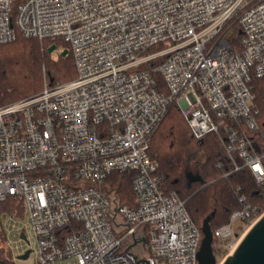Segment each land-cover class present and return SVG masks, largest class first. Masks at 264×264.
<instances>
[{"label": "built area", "instance_id": "1", "mask_svg": "<svg viewBox=\"0 0 264 264\" xmlns=\"http://www.w3.org/2000/svg\"><path fill=\"white\" fill-rule=\"evenodd\" d=\"M233 23L239 52L229 42ZM17 31L67 43L52 53L70 50L77 77L0 107V203L23 201V214L3 215L4 259L199 264L202 233L185 202L164 191L151 139L174 102L195 139L224 132L235 169L247 167L264 193V153L228 123L257 128L250 81L264 78V0H0V44ZM113 172L136 173V208L109 190ZM263 214L245 203L213 231V247L231 255ZM72 221L82 227L61 246L57 231Z\"/></svg>", "mask_w": 264, "mask_h": 264}, {"label": "trees", "instance_id": "2", "mask_svg": "<svg viewBox=\"0 0 264 264\" xmlns=\"http://www.w3.org/2000/svg\"><path fill=\"white\" fill-rule=\"evenodd\" d=\"M231 28L229 42L239 52V25L233 23ZM53 46L69 49V45L60 39L26 38L19 31L15 41L0 44V107L38 95L46 85L54 87L76 79L77 68L72 52L69 50L67 54L59 53L54 56L49 51ZM161 47L162 45L152 47L149 52ZM161 61L162 59H157L146 67L152 68ZM153 76L159 91L167 94L168 88L163 76L157 72H153ZM250 86L255 96L254 117L257 128L251 130L236 121L228 123L244 132L255 151L264 153V78L253 76ZM224 136V132L220 131L201 140L195 139L179 107L171 102L165 118L151 139L149 155L159 164L158 174L162 177L164 191L176 194L185 202L200 231L204 220L212 213L214 217L210 226L214 231L227 224L236 211L243 209L245 203L252 207L261 206L264 210L263 190L258 187L247 167L235 169L232 153H229L227 143L223 141ZM188 172L199 175L202 181L189 182ZM135 175L134 172H113L107 179V186L109 190L116 192L120 206H138L133 189ZM242 198L245 201H241ZM15 209L23 214L22 199L9 197L0 203V242L4 237L3 215L12 214ZM81 227V223L72 221L59 229V244L62 246L67 236ZM126 248L127 244H123L122 250ZM213 249L215 252V247ZM0 264H12L4 259L1 249Z\"/></svg>", "mask_w": 264, "mask_h": 264}, {"label": "water", "instance_id": "3", "mask_svg": "<svg viewBox=\"0 0 264 264\" xmlns=\"http://www.w3.org/2000/svg\"><path fill=\"white\" fill-rule=\"evenodd\" d=\"M187 179L191 183L201 182L202 178L193 172L187 173ZM214 213L209 215L203 223L200 250L198 253L199 264H217L213 249V231L210 222ZM28 254L22 259H27ZM221 264H264V214L243 236L236 250L225 257Z\"/></svg>", "mask_w": 264, "mask_h": 264}, {"label": "rangeland", "instance_id": "4", "mask_svg": "<svg viewBox=\"0 0 264 264\" xmlns=\"http://www.w3.org/2000/svg\"><path fill=\"white\" fill-rule=\"evenodd\" d=\"M165 46L166 47L170 46V43H166ZM52 49H53V47H50V49H49L50 53H52ZM157 50H159V49L158 48L155 49V51H157ZM58 54L59 53H54V54L52 53V55H54V56H57ZM235 228H236V231L238 233H240L242 231V228H244V224L243 223L242 224L236 223ZM220 248H221L220 251H217V250L215 251V256H216V259H217V264H221L224 261L225 257L229 254L228 251H225L224 244H220Z\"/></svg>", "mask_w": 264, "mask_h": 264}, {"label": "crops", "instance_id": "5", "mask_svg": "<svg viewBox=\"0 0 264 264\" xmlns=\"http://www.w3.org/2000/svg\"><path fill=\"white\" fill-rule=\"evenodd\" d=\"M138 234H139V232H138Z\"/></svg>", "mask_w": 264, "mask_h": 264}]
</instances>
